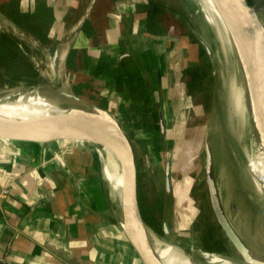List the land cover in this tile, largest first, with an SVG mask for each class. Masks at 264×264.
I'll return each mask as SVG.
<instances>
[{"label":"rangeland","instance_id":"obj_1","mask_svg":"<svg viewBox=\"0 0 264 264\" xmlns=\"http://www.w3.org/2000/svg\"><path fill=\"white\" fill-rule=\"evenodd\" d=\"M137 1L142 3L147 0ZM151 1L182 17L189 32L199 37L210 49L207 50L209 59L203 56L201 61H205L206 66L204 62L197 71L194 70V80L190 83L185 80L188 76L185 77L184 74H190L192 67L187 64L184 66L185 58L175 51L168 55L170 50L180 49L177 46L174 48L178 37L168 33L160 38L149 35L150 43L141 47V54L144 56L149 46L156 47L154 40L160 46L157 55V58H161L160 65L156 67L154 60H145L144 64L145 75L154 85L157 82V71L161 72V80L167 83L166 89L161 88L153 93L154 98L159 101L165 97L167 117L164 134L160 132L152 100L145 88L135 87L131 81L133 74L139 72L135 65L137 62L130 65L129 59L125 58L120 69L124 77L114 73L111 68L113 71L110 73L89 77L87 84L79 72L76 78L69 73L67 62L71 55L74 57L73 62L76 60L82 66L87 63L85 60L90 49L80 51L83 48L80 41L94 39L83 35L87 34L84 19L92 13L95 6L96 9L104 8L108 12L104 15L107 33L104 36L99 33L107 41L105 44L109 45L108 48L118 50L121 47L118 54L130 48V35L137 26L135 22L132 23L129 15L127 17V14L117 9L116 4L113 7L103 4L101 7V3L95 4L94 0H42L39 4L38 0H16L15 6L19 11L25 12L34 11L43 3L42 10L48 14H44L43 19L49 21L52 17L48 30V35L51 36L49 41H42L20 27L5 11H0V33L9 39L0 43V96L21 89L37 88L64 107L85 111L101 107L109 111L121 123L134 146L141 209L147 225L153 231L165 237L161 226L163 220L169 217L175 230L179 231L178 235L187 232L195 238L191 241L185 236L177 235V239L196 245L200 252L209 250L219 255L241 257L236 254L234 245L216 218L208 186L209 179L212 178L231 221L245 239L252 255L264 260V195H257L246 157V147H256L259 140L251 126L253 119H250L249 114L244 117L243 129H240L230 111L231 77L234 76L241 83L245 82L244 66L237 53L229 58L224 55L209 20L196 2ZM248 1L262 21L264 32V0ZM4 7L7 11L11 10L7 6V0ZM79 34L82 35L81 39ZM55 50H58L56 57ZM8 51L19 56L6 66L2 63V55ZM112 54L115 58L118 55L115 52ZM12 71L16 74L23 73V76H11ZM182 71H185L184 74ZM79 78L82 81L80 93L83 94L74 89V83L79 82ZM122 78L123 83L120 84L119 80ZM115 79L119 84H115ZM243 132L246 135L243 136ZM70 147L72 146H65L68 148L66 150H72ZM207 147L212 153L210 164ZM77 148L91 149L88 159L98 163L101 171L96 145L87 143L86 147L81 145ZM170 152L174 194L166 202L164 170ZM190 220L191 226L186 229ZM191 257L196 264L203 263L198 255L192 253Z\"/></svg>","mask_w":264,"mask_h":264},{"label":"crops","instance_id":"obj_2","mask_svg":"<svg viewBox=\"0 0 264 264\" xmlns=\"http://www.w3.org/2000/svg\"><path fill=\"white\" fill-rule=\"evenodd\" d=\"M135 8L134 0H119L117 4V9L137 26L130 35V48L118 54L121 47L108 48L104 38L97 46L86 39L80 51L89 48L91 52L81 68L88 77L112 69L123 76L120 69L124 59H129L130 65L137 62L140 75L133 72L130 80L135 87L143 86L151 99V88L153 92L160 90L161 72H156L154 85L145 75L144 63L154 60L156 67L160 65V46L154 40L156 47L149 46L144 56L141 47L150 43L149 35L160 38L165 33H150ZM113 52L118 54L116 58ZM166 84L163 81L164 89ZM91 151H45L41 145L0 139V187L5 188L0 213V255L5 256L2 264H142L121 226V207L102 177V164L100 171L98 163L88 159Z\"/></svg>","mask_w":264,"mask_h":264},{"label":"water","instance_id":"obj_3","mask_svg":"<svg viewBox=\"0 0 264 264\" xmlns=\"http://www.w3.org/2000/svg\"><path fill=\"white\" fill-rule=\"evenodd\" d=\"M214 1L224 15L234 20L235 48L245 73V82L242 81V101H244L245 114L247 115L244 117L249 114L250 119H253L251 126L257 135L259 144L264 148V32L258 20L259 17L248 0ZM197 38L200 40L199 37ZM201 43L206 50L210 51L204 42L201 41ZM54 54L56 57L58 50H55ZM124 55H128V53ZM159 83L162 86H160L161 90L163 81L160 75ZM153 93L151 88L150 96L153 108L158 118L160 132L164 134L167 117L165 97L163 96L162 100L159 101L154 98ZM66 95L80 99V97L70 93H66ZM64 108L69 111V116L63 119L21 120L0 116V139L37 144L41 145L45 151L51 150L53 152L68 149L65 148L66 145H71L70 149L81 147V145L86 147L87 143L109 147L117 154L122 165L121 226L126 237L142 264H163L154 252L147 236V229L151 228L147 225L141 209L135 149L123 126L115 116L101 107H97L94 111L73 109L68 106ZM207 158L210 164L212 153L208 147ZM172 164L170 152L164 170L166 202L168 197L174 194ZM208 186L218 223L234 245L236 254L243 257V261L247 264H264V262H255L257 259L260 261L263 259H256L252 255L245 239L231 221L212 178L209 179ZM191 223L192 220L187 223L186 229L190 228ZM161 229L165 238L167 237L172 241H175L179 236V231L175 230L173 221L169 217L163 220ZM183 235L191 241L195 239L187 232L186 235Z\"/></svg>","mask_w":264,"mask_h":264},{"label":"bare ground","instance_id":"obj_4","mask_svg":"<svg viewBox=\"0 0 264 264\" xmlns=\"http://www.w3.org/2000/svg\"><path fill=\"white\" fill-rule=\"evenodd\" d=\"M193 1L198 4L200 10L207 17V20H209V25L215 33L216 38L222 47L224 55L229 58L233 53H237L235 48L236 42L234 40L235 34L233 32V28L235 27L234 20L224 15L214 0ZM258 20L263 29L262 21L260 18H258ZM29 40L31 39L29 38ZM231 79L230 111L232 114V119H234L236 122L238 121V124L236 125L241 129L245 115L244 101H242L243 86L241 81H239V79L235 78L234 76H232ZM0 116L4 118L21 120H54L68 117L69 111L58 103H55L51 97L41 92L39 89L32 88L21 89L10 94H6L5 96H0ZM244 135H246V132H243V136ZM97 149L102 164L103 178L106 180L109 186L112 198L121 204L123 173L119 157L106 145H97ZM246 157L247 165L250 168L251 176L256 186L257 195H264L263 146L258 144L256 147H253L252 145L250 148L246 147ZM147 236L154 252L158 255L163 264H196L191 257L192 253L203 259L202 264H247L245 261H243V257L236 258L232 255H219L209 250L200 252L197 249L198 247L192 243L177 238L175 241H172L167 237L165 238L159 236L152 229H147ZM183 250L186 252L184 253ZM255 262L261 263L264 262V260L260 261L257 259Z\"/></svg>","mask_w":264,"mask_h":264},{"label":"trees","instance_id":"obj_5","mask_svg":"<svg viewBox=\"0 0 264 264\" xmlns=\"http://www.w3.org/2000/svg\"><path fill=\"white\" fill-rule=\"evenodd\" d=\"M16 0H7V6L9 7V11L5 10L6 7V0H0V11H5L9 17H11L20 27L24 28L25 30L31 32V34L36 35L39 37L42 41H49L51 39V36L48 35V30L50 26L51 19H46V21L43 19V15H48L46 11L42 10L43 3L39 5V7L35 8L34 11H19L18 7L15 6ZM42 0H38V4L41 3ZM97 2H100V6L102 7L103 4H107L108 6H112L113 4L117 5L119 0H98ZM136 4L135 8V14H137L139 19H143L147 23V27L150 33H154L155 31H162L165 34L168 33L170 36H176L178 37V42L174 46V48L177 46V48L180 49H172L168 52V55H170L172 52H178L180 53V56L185 58V64L184 66L190 65L192 67L191 73L186 74L185 71H182L185 77L188 76V79H185L186 81H190V83L193 82L194 78L192 75H194V70L197 71L198 68H200V65H203L201 61L203 60V56H206L207 58V50L204 47V45L201 43V41L194 36L192 33L189 32L188 28L185 25V22H183L182 17H178L175 12L164 8L160 6L159 4L147 0L145 2H138L137 0H134ZM45 4V3H44ZM109 10V8L107 9ZM13 11V13L11 12ZM106 9L99 8L96 9V6L92 13L90 14L87 23H85V32L87 31V37H93L94 39L90 40L91 44H95V46L100 45V42L102 41L101 38H103L104 34L107 33L106 31V25L104 24V15H106ZM42 18V20H40ZM99 33H102L103 36H99ZM81 39L82 35L79 36ZM2 40H9L5 34L0 33V43ZM81 43L85 42L80 41ZM183 51H186V54H183ZM91 52V51H90ZM2 63H4L6 66L8 64H11L14 58H17L19 55L17 54H11L9 51L6 54L2 55ZM72 56V55H71ZM69 57L67 65L69 73L73 78H76L77 73L81 75V77H84L85 83L87 84V80L90 78L86 76L83 72V69L81 68V65H79L76 60L74 61V57ZM75 56V55H74ZM83 56V55H82ZM89 54L87 55L88 58ZM209 59V58H207ZM205 60V59H204ZM174 61H176L174 59ZM208 61V60H206ZM178 63H180L178 61ZM1 64V63H0ZM206 66V62H205ZM19 74V75H18ZM11 72V76H23V73ZM25 74V73H24ZM190 77V78H189ZM79 82L74 83V89L75 92L79 94L81 86V80L80 78L77 80ZM82 87V86H81ZM83 90V88H82ZM192 91V90H191ZM190 91V92H191ZM168 95V94H166Z\"/></svg>","mask_w":264,"mask_h":264},{"label":"built area","instance_id":"obj_6","mask_svg":"<svg viewBox=\"0 0 264 264\" xmlns=\"http://www.w3.org/2000/svg\"><path fill=\"white\" fill-rule=\"evenodd\" d=\"M4 191H5V188L0 187V213H1L2 209H3ZM4 262H5V256L0 255V264H2Z\"/></svg>","mask_w":264,"mask_h":264},{"label":"flooded vegetation","instance_id":"obj_7","mask_svg":"<svg viewBox=\"0 0 264 264\" xmlns=\"http://www.w3.org/2000/svg\"><path fill=\"white\" fill-rule=\"evenodd\" d=\"M98 0H96V2H97ZM96 4V3H95ZM43 7V6H42ZM94 10V9H93ZM88 20V19H87ZM87 20H84V23H87ZM85 25V24H84ZM184 230V229H183ZM184 233H182V234H180L179 236H183L184 237V235H183ZM186 234V233H185ZM185 237H187V236H185Z\"/></svg>","mask_w":264,"mask_h":264}]
</instances>
